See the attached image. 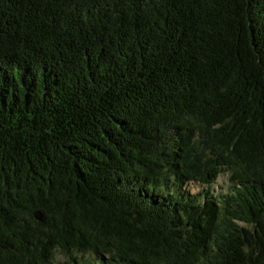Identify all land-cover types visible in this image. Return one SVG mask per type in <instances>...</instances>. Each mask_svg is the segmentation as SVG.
Returning a JSON list of instances; mask_svg holds the SVG:
<instances>
[{"label": "trees", "instance_id": "obj_1", "mask_svg": "<svg viewBox=\"0 0 264 264\" xmlns=\"http://www.w3.org/2000/svg\"><path fill=\"white\" fill-rule=\"evenodd\" d=\"M0 264H264V0H0Z\"/></svg>", "mask_w": 264, "mask_h": 264}, {"label": "rangeland", "instance_id": "obj_2", "mask_svg": "<svg viewBox=\"0 0 264 264\" xmlns=\"http://www.w3.org/2000/svg\"><path fill=\"white\" fill-rule=\"evenodd\" d=\"M230 182H229V173L226 172L224 174H221L219 176V179L217 181V183H215V185H213L211 187V191L214 192L215 194H224L227 191V188L229 186ZM188 190L192 193V194H197L200 193L202 191L205 190V188L201 185L198 184H190V186L188 187Z\"/></svg>", "mask_w": 264, "mask_h": 264}, {"label": "water", "instance_id": "obj_3", "mask_svg": "<svg viewBox=\"0 0 264 264\" xmlns=\"http://www.w3.org/2000/svg\"><path fill=\"white\" fill-rule=\"evenodd\" d=\"M39 219L41 220V218L39 217Z\"/></svg>", "mask_w": 264, "mask_h": 264}]
</instances>
